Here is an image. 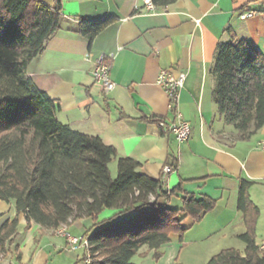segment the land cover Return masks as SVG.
<instances>
[{"label":"crops","instance_id":"crops-1","mask_svg":"<svg viewBox=\"0 0 264 264\" xmlns=\"http://www.w3.org/2000/svg\"><path fill=\"white\" fill-rule=\"evenodd\" d=\"M40 1L52 7L56 0ZM60 2V29L26 67L35 87L59 102L58 121L99 137L115 148L117 157L139 161L137 172L160 178L164 189L180 184L196 198L206 196L215 201L200 222L193 224L191 218H185L182 239L172 234L158 258L154 249L143 246L133 262L205 264L225 248L243 252L244 243L237 238L245 230L237 210L241 179L253 182L249 196L259 209L256 241L264 251V148L260 146L264 124L249 139H236L233 128L217 112L210 72L216 46L230 39L229 31L236 39L251 41L264 54V0H174L167 5L151 0ZM244 10L256 14L242 19ZM106 16L115 21L88 44L77 32L78 19ZM100 55L109 60V76L116 83L108 94L92 79L94 61ZM163 69L186 72L176 105L190 125V136L183 142L157 122L172 120L167 93L157 84ZM174 158L177 168L164 172ZM116 160L110 164H117ZM182 196L177 193L173 198L181 205ZM7 205L8 210L0 214V226L16 215L14 200ZM113 212L107 209L99 218ZM90 225L88 218L72 220L66 232L83 237ZM25 226L24 215L19 214L16 232L0 254V264H64L65 258L71 263L82 257L85 247L71 249L66 237L55 234V229L34 222Z\"/></svg>","mask_w":264,"mask_h":264},{"label":"trees","instance_id":"trees-1","mask_svg":"<svg viewBox=\"0 0 264 264\" xmlns=\"http://www.w3.org/2000/svg\"><path fill=\"white\" fill-rule=\"evenodd\" d=\"M167 5L174 0H151ZM61 2L52 7L40 0H0V200L15 202L16 215L0 226V254L15 234L18 215L26 228L31 222L56 229L72 220L88 218L82 257L87 264H135L141 247L160 248L172 234L185 232V218L198 223L213 209L209 197L196 198L181 185L164 189L160 178L137 172L141 163L117 157L113 146L93 135L71 129L58 121L59 102L39 91L26 75L28 63L45 49L61 27ZM112 16L78 19L77 32L91 43ZM220 41L215 49L211 75L213 101L223 122L238 140L249 139L264 124V54L251 41ZM162 119L157 120L158 123ZM116 158L113 178L109 163ZM177 168L174 158L169 166ZM252 181L241 179L237 210L245 226L237 238L244 250L225 248L205 264H264V251L256 241L258 207L251 201ZM182 193L181 205L160 204ZM113 214L99 215L107 210ZM90 259V260H89Z\"/></svg>","mask_w":264,"mask_h":264},{"label":"built area","instance_id":"built-area-1","mask_svg":"<svg viewBox=\"0 0 264 264\" xmlns=\"http://www.w3.org/2000/svg\"><path fill=\"white\" fill-rule=\"evenodd\" d=\"M255 14L256 11L244 10L240 14V17L244 19ZM109 69V60L103 55H100L95 59L94 66L91 71L94 84H96L104 94L110 93L116 87V83L109 76ZM185 79L186 72L178 71L177 73H174L169 69L161 70L157 76V84L165 90L169 98V110L172 114V120L170 122L166 123L162 121L160 122V125L163 128H168L169 133H171L178 142L179 139L187 140L190 136V125L176 108L179 93L184 86ZM260 146L264 148V141L260 142ZM171 170L172 169L168 165L164 167V172H169ZM56 232L58 235L66 237L68 245L71 249L75 250L78 247H84L86 238L72 236L67 233H62V231Z\"/></svg>","mask_w":264,"mask_h":264},{"label":"rangeland","instance_id":"rangeland-1","mask_svg":"<svg viewBox=\"0 0 264 264\" xmlns=\"http://www.w3.org/2000/svg\"><path fill=\"white\" fill-rule=\"evenodd\" d=\"M109 171H110V174H111V177H115L116 176V173H117V168H116V164H115V162H114V164H113V162L110 164L109 163ZM2 205V206H1ZM169 207H179L180 206V202L178 201V200H176L175 198H173V199H171V201L167 204ZM8 208H9V206L7 205V202L6 201H3V200H0V214L2 213V212H6L7 210H8ZM67 224H65V225H62V226H60V227H65V229H66V226ZM58 228H56L55 230H54V232H55V234H57L58 235V233L56 232V230H57ZM67 245H68V242H67ZM69 246V245H68ZM80 254V253H79ZM81 256V255H80ZM90 260V259H89ZM84 263H86V259H85V261H84ZM87 263H88V260H87ZM60 264H63V262L62 263H60ZM64 264H82L81 263V261H76V260H74V261H72L71 263L68 261V259H66L65 258V263Z\"/></svg>","mask_w":264,"mask_h":264},{"label":"bare ground","instance_id":"bare-ground-1","mask_svg":"<svg viewBox=\"0 0 264 264\" xmlns=\"http://www.w3.org/2000/svg\"><path fill=\"white\" fill-rule=\"evenodd\" d=\"M183 141H186V139H179V142H183ZM56 231H62V233H67L65 227H58V229ZM86 246H87V241H85V243H84V247H86Z\"/></svg>","mask_w":264,"mask_h":264}]
</instances>
